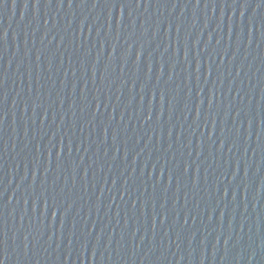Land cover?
I'll return each instance as SVG.
<instances>
[{"label": "water", "instance_id": "1", "mask_svg": "<svg viewBox=\"0 0 264 264\" xmlns=\"http://www.w3.org/2000/svg\"><path fill=\"white\" fill-rule=\"evenodd\" d=\"M3 264H264V0H0Z\"/></svg>", "mask_w": 264, "mask_h": 264}, {"label": "snow or ice", "instance_id": "2", "mask_svg": "<svg viewBox=\"0 0 264 264\" xmlns=\"http://www.w3.org/2000/svg\"><path fill=\"white\" fill-rule=\"evenodd\" d=\"M0 264H3V261L2 260H0Z\"/></svg>", "mask_w": 264, "mask_h": 264}]
</instances>
